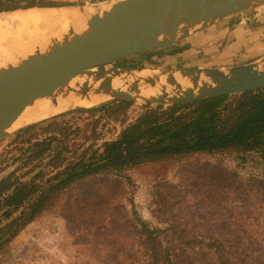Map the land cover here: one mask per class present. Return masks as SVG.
I'll use <instances>...</instances> for the list:
<instances>
[{"label":"rangeland","instance_id":"374dc122","mask_svg":"<svg viewBox=\"0 0 264 264\" xmlns=\"http://www.w3.org/2000/svg\"><path fill=\"white\" fill-rule=\"evenodd\" d=\"M119 1L17 0L14 5L22 10L38 4L49 5L47 8H71L98 2H110L111 5ZM247 18L255 28L259 26V31H256L261 35L257 39L264 40V6L235 14L229 20L226 18L216 29L222 28L225 21L237 24ZM191 37L177 43H191L199 36L194 34ZM196 52L190 53L189 57L177 56L171 60L159 54V59L151 64L127 58L112 66L139 65L156 73L197 69L203 57L198 50ZM222 53L221 49L217 55ZM112 101L124 100L108 99L92 106L71 108L57 115ZM130 102L132 104L126 113L119 117L110 118L100 111L73 112L59 118L56 126L48 131L38 129L17 139L16 133L32 123L9 131L0 140V181L7 179L16 185L39 184L45 191L48 188L47 179L61 171L70 160L81 156L87 146L93 145V149H97L103 142L116 139L123 128L144 112L146 105L157 106L140 101ZM250 178L264 183V153L261 150L196 153L158 159L124 171L121 174L123 192L117 199L127 212L134 211L150 227L166 231L163 239L167 246L170 245L175 264H213V257L203 252V247L196 243L206 235L226 237L227 246L241 240L245 243L252 241V247L260 245L264 248V204L260 203L263 201L256 197V200L251 199L254 206L242 209L240 201L229 192L228 184L246 182ZM72 193L63 192L51 198L16 237L2 245L0 264H138L143 261L139 253L130 259L120 257L115 261L118 254L114 249L109 250L111 247H107L106 238L94 231L71 237L66 231L62 209ZM35 201L36 197H32L28 203ZM5 210L0 209V227L8 222L2 216ZM17 214L15 212L14 215ZM171 227L183 236V240L174 238ZM120 250L129 251V242Z\"/></svg>","mask_w":264,"mask_h":264},{"label":"trees","instance_id":"16d2710c","mask_svg":"<svg viewBox=\"0 0 264 264\" xmlns=\"http://www.w3.org/2000/svg\"><path fill=\"white\" fill-rule=\"evenodd\" d=\"M16 1L0 0V12L18 10L20 7L14 5ZM46 6L49 5L27 8ZM150 56L148 53L138 58L142 61ZM131 104L130 101H112L62 113L21 128L15 139L38 129L48 131L56 126L59 118L73 112L100 111L110 118L123 116ZM260 136H264V88L194 103L166 107L146 105L144 112L123 128L116 139L103 142L97 149L87 146L81 156L70 160L61 171L47 179L45 191L39 184L16 185L7 179L0 181V209L6 208L2 216L8 221L0 227V247L16 237L51 198L73 191L62 209L66 231L71 237L92 231L98 233L106 238L109 250L114 249L118 254L115 261L120 257L130 259L139 253L143 261L138 264H175L170 245L167 246L163 239L166 231L150 227L134 211L127 212L118 202L117 197L123 192L121 174L146 162L196 153L226 150H261L264 153ZM228 186L242 209L254 206L251 199L256 200V197L264 204V183L258 179L250 178ZM32 197H36V201L29 204ZM15 212L18 214L14 215ZM170 230L174 238L183 240L177 230L172 227ZM225 239L210 234L192 242L200 244L203 252L213 257V264H264V248L260 245L252 247V241L235 240L227 246ZM127 242L130 250H120Z\"/></svg>","mask_w":264,"mask_h":264},{"label":"water","instance_id":"95a60500","mask_svg":"<svg viewBox=\"0 0 264 264\" xmlns=\"http://www.w3.org/2000/svg\"><path fill=\"white\" fill-rule=\"evenodd\" d=\"M109 4L60 7L90 10L86 29L77 32L70 26L61 39L52 41L46 49H36L14 65L0 68V140L35 101H54L57 95L72 89L84 96L104 95L106 100L174 105L264 88V63L259 62L226 68L166 70L144 81H130L120 90L112 87L121 73L144 69L112 65L173 46L223 19L264 6V0H121ZM161 76L166 77L163 91L141 98V88L154 87ZM177 77L186 80L188 87L182 89ZM78 79L82 81L77 82ZM258 139L264 142V136Z\"/></svg>","mask_w":264,"mask_h":264},{"label":"bare ground","instance_id":"6f19581e","mask_svg":"<svg viewBox=\"0 0 264 264\" xmlns=\"http://www.w3.org/2000/svg\"><path fill=\"white\" fill-rule=\"evenodd\" d=\"M94 11V10H93ZM90 10H72L69 8L31 7L29 9L0 12V68L14 65L19 59L29 56L36 49L44 50L52 41L62 38L67 27H73L77 32L86 29L85 22L91 17ZM156 72L146 68L141 71L123 72L112 82L114 89L120 90L130 81H144ZM88 82L90 78H85ZM182 89L188 87L186 80L176 78ZM78 79L77 82H81ZM166 77L161 76L154 87L144 86L140 90L141 98L152 97L163 91ZM68 93V94H66ZM104 95L87 93L85 96L72 89L57 95L52 101L43 98L28 106L14 121L9 131L19 127L43 121L53 115L75 107H87L106 100Z\"/></svg>","mask_w":264,"mask_h":264},{"label":"crops","instance_id":"0c3cea01","mask_svg":"<svg viewBox=\"0 0 264 264\" xmlns=\"http://www.w3.org/2000/svg\"><path fill=\"white\" fill-rule=\"evenodd\" d=\"M229 18L231 17L227 19L229 20ZM227 19H223L205 31L197 33L196 35L199 37L191 43L185 41L181 45L176 43L168 48L150 52L151 56L145 59L144 63L146 61L149 64L156 62L159 59V54L171 60L177 56L189 57L190 53H195L197 50L203 57L201 59L202 61H200L202 64L197 69L226 68L252 62L264 63V40L257 39L261 35L258 32L259 26L255 28L254 23L247 18L245 22H239L237 24L225 21L226 23L223 24L222 28L216 29L221 22ZM185 44H190V46L186 47ZM221 49L223 53L217 55ZM131 58L139 60L138 56Z\"/></svg>","mask_w":264,"mask_h":264},{"label":"flooded vegetation","instance_id":"af4514ba","mask_svg":"<svg viewBox=\"0 0 264 264\" xmlns=\"http://www.w3.org/2000/svg\"><path fill=\"white\" fill-rule=\"evenodd\" d=\"M17 213V212H16Z\"/></svg>","mask_w":264,"mask_h":264}]
</instances>
